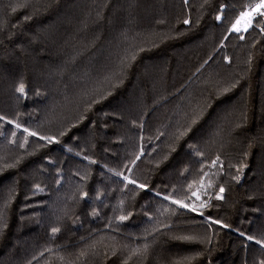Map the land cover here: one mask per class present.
Segmentation results:
<instances>
[{"label":"trees","instance_id":"obj_1","mask_svg":"<svg viewBox=\"0 0 264 264\" xmlns=\"http://www.w3.org/2000/svg\"><path fill=\"white\" fill-rule=\"evenodd\" d=\"M259 1L0 0V264H264Z\"/></svg>","mask_w":264,"mask_h":264},{"label":"rangeland","instance_id":"obj_2","mask_svg":"<svg viewBox=\"0 0 264 264\" xmlns=\"http://www.w3.org/2000/svg\"><path fill=\"white\" fill-rule=\"evenodd\" d=\"M262 3H264V0H260L258 3H257V5H260V4H262ZM257 5L252 9V10H247V11H245L244 13H247V15H245V16H240V18L238 19L239 20V24H237V22L234 24L235 25V27H234V25H233V30H235L236 31V28H239V31H243V30H245L246 28H247V22L249 23V19H250V17L252 16V13L254 12V11H260V9L261 8H257ZM260 13L261 14H263V11H260ZM237 20V21H238Z\"/></svg>","mask_w":264,"mask_h":264},{"label":"snow or ice","instance_id":"obj_3","mask_svg":"<svg viewBox=\"0 0 264 264\" xmlns=\"http://www.w3.org/2000/svg\"><path fill=\"white\" fill-rule=\"evenodd\" d=\"M262 7H264V3H262V4H260V5H257V8H262ZM245 15H247V13H241V16H245ZM218 19H219V17H218ZM188 21H185V23H187ZM237 24H239V20L237 21ZM234 27H235V25H234ZM245 30H247V29H245ZM236 31H239V28H236ZM134 58V57H133ZM19 91H21V92H23V87H21L20 89H19ZM17 127H19V125H17ZM25 131H27V129H25ZM31 135H35V133H31ZM125 179H127V178H125ZM140 187H144L143 185H140ZM223 191H224V189L223 188H220V192L221 193H223ZM218 198H222V197H218ZM174 203H178V201H174ZM184 207H187V205H183ZM193 210H195V209H193ZM121 219L123 220L124 219V217H121ZM53 231L55 232L56 231V229H53ZM249 240H251V239H253L251 236H249V237H247ZM257 243H261L260 241H257Z\"/></svg>","mask_w":264,"mask_h":264}]
</instances>
